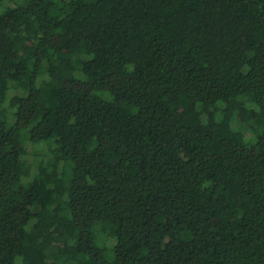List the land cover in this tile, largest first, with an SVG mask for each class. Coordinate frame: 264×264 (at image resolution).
Here are the masks:
<instances>
[{
  "label": "trees",
  "instance_id": "obj_1",
  "mask_svg": "<svg viewBox=\"0 0 264 264\" xmlns=\"http://www.w3.org/2000/svg\"><path fill=\"white\" fill-rule=\"evenodd\" d=\"M0 264H264V0H0Z\"/></svg>",
  "mask_w": 264,
  "mask_h": 264
},
{
  "label": "rangeland",
  "instance_id": "obj_2",
  "mask_svg": "<svg viewBox=\"0 0 264 264\" xmlns=\"http://www.w3.org/2000/svg\"><path fill=\"white\" fill-rule=\"evenodd\" d=\"M67 75L68 76H71V71H68L67 72ZM51 87L50 86H46V88H45V92H48V90L50 89ZM220 128H221V126L220 125H218L216 122H214V121H212L211 119H210V121H209V123H208V125H207V127H206V129L207 130H211V131H219L220 130ZM40 150H38L39 152H44V151H48V148H47V146H42V147H40L39 148ZM43 193H44V195H46V197H50L51 195V193H49V192H47V191H43ZM60 247V246H59Z\"/></svg>",
  "mask_w": 264,
  "mask_h": 264
}]
</instances>
